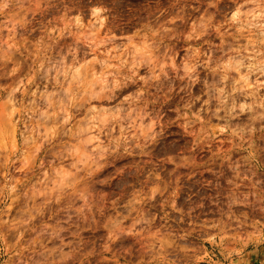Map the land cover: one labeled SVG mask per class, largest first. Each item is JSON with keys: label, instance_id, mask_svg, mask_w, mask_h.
<instances>
[{"label": "clouds", "instance_id": "9594fccd", "mask_svg": "<svg viewBox=\"0 0 264 264\" xmlns=\"http://www.w3.org/2000/svg\"><path fill=\"white\" fill-rule=\"evenodd\" d=\"M0 264H264V0H0Z\"/></svg>", "mask_w": 264, "mask_h": 264}]
</instances>
